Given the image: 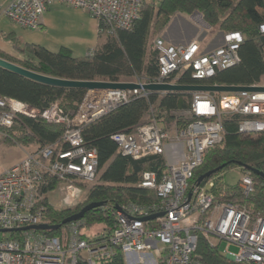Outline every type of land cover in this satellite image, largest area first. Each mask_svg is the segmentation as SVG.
Wrapping results in <instances>:
<instances>
[{"label": "built area", "instance_id": "2783aa9c", "mask_svg": "<svg viewBox=\"0 0 264 264\" xmlns=\"http://www.w3.org/2000/svg\"><path fill=\"white\" fill-rule=\"evenodd\" d=\"M63 4L80 9L95 18L99 31L115 34L131 31L140 18L142 0H14L0 15L24 30L37 31L48 9ZM264 34V24L260 26ZM221 45L209 50L197 37L190 43H168L163 36L154 39L158 51L159 76L135 90H89L78 109L66 113L58 103L40 111L12 98H0V141L11 137L10 131L20 117L64 127L63 140L68 151L54 146H38L11 168L0 174V230L12 231L10 238L0 239V264H101L117 253L126 264H200L196 258L199 238L213 247L225 244L223 255L235 263L264 264V217L242 204L220 200L212 192L215 181L205 186L193 184L195 171L208 153L222 145L224 121L239 117V132L257 136L264 133V92L193 93L185 124L177 121L169 127L153 117L132 132L112 136L118 152L134 160L153 156L165 158V170L144 172L140 187L154 191L158 202L150 205L129 203L120 210L112 208L115 227L104 240L90 238L82 220L62 227L61 236L50 237L46 231L24 230L48 224L47 206L40 189L48 179L61 182L63 207L78 205L85 193L82 185L92 186L99 175L96 149H88L82 129L137 98H145V84L170 83L174 75L190 73L203 81L241 62L240 32L222 33ZM88 55H93L90 51ZM175 84V83H172ZM201 85V84H199ZM264 86L258 84L249 87ZM180 159L166 160L167 152ZM182 151V152H181ZM241 195L251 197L255 182L249 172L239 183ZM110 209V208H109ZM160 215L152 220L145 218ZM236 247L238 251L232 252Z\"/></svg>", "mask_w": 264, "mask_h": 264}, {"label": "trees", "instance_id": "16d2710c", "mask_svg": "<svg viewBox=\"0 0 264 264\" xmlns=\"http://www.w3.org/2000/svg\"><path fill=\"white\" fill-rule=\"evenodd\" d=\"M140 18L131 31L120 30L115 34L98 31L97 45L93 55L74 57L69 48L61 47L51 52L45 47L25 43L14 34L9 38L19 58H12L0 50V58L10 61L32 72L52 78L71 81L135 82L149 83L159 76L158 51L153 41L161 36L172 19L178 14L193 16L199 14L212 30L223 34L240 32L244 42L240 45L241 62L227 70L219 71L214 77L203 81L191 78L190 73L174 75L170 83L179 85L209 86H254L264 78V0H142ZM100 28V25H99ZM156 36L152 39L153 36ZM128 80V81H126ZM86 90L63 89L43 85L8 70L0 68V98H12L24 102L40 111L58 103L66 113L75 112L81 104ZM193 93L149 92L145 98H137L121 106L103 118L83 127L82 136L88 149H96L99 159V179L92 186L81 185L85 193L82 201L72 208L57 209L50 201V195L61 187V182L48 179L39 193L47 206L49 226L60 225L65 219L79 213L92 203L104 206L88 212L82 221L88 229L102 227L94 239L104 240L115 227L111 216L112 208L129 203L150 205L158 202L154 191L140 187L144 172H156L161 176L165 170V158L153 156L134 160L118 152L112 136L120 132H132L140 124L147 123L152 116L167 120L175 119L173 113L190 108ZM179 124L187 121L176 120ZM225 136L222 145L212 149L202 166L194 175L195 184L201 176L226 165V167L204 180L201 186L215 181L214 195L220 200L248 207L255 215L264 217V133L257 136L239 132V117H227L224 121ZM17 134H14V131ZM12 137L4 138L2 144L31 146L51 145L57 151H68L70 145L64 142V127L43 121L20 117L18 124L10 131ZM240 168L243 174L249 172L255 182V192L245 198L239 184L229 187L224 183L227 170ZM110 208V209H109ZM64 228V227H63ZM62 229L49 230L50 237L61 236ZM200 264H252L235 263L227 259L219 247H213L206 238H199L195 253ZM77 264H87L80 258ZM101 264H126L121 253Z\"/></svg>", "mask_w": 264, "mask_h": 264}, {"label": "rangeland", "instance_id": "374dc122", "mask_svg": "<svg viewBox=\"0 0 264 264\" xmlns=\"http://www.w3.org/2000/svg\"><path fill=\"white\" fill-rule=\"evenodd\" d=\"M76 18L77 21H71L68 19L62 21V24L57 25L54 33L53 31L45 32L43 30H24L16 26L15 24H13V29L18 36H21V38H23L29 44H35L45 47L51 52H57L58 49L63 46L72 50L74 57H86L87 51L92 48L95 40H97L95 39V21H98L92 16H89V14L82 17V19L78 18L77 16ZM189 21L198 29L197 37L203 40L205 46L209 47V50H213L221 45V41H219V39L222 37V33L218 30H212L211 28H209L203 22L201 15L196 13L193 16L189 17ZM66 22L69 24H67ZM155 37L156 36L154 35L152 39ZM82 39H84L83 43H81ZM0 44H3L2 46H4L6 50L12 52V43L10 41L0 39ZM96 45L94 47H96ZM14 56L17 55L14 54ZM261 84L264 85V78L262 79ZM173 115L175 116V119H173L172 121L167 120L165 116L162 117L169 127H173L176 120L184 119V121H187L190 118L187 112H175L173 113ZM151 118H153V116ZM15 133L17 134L16 130L14 131V134ZM38 146V143H34L31 146L25 147L18 144H2L0 142V174L5 170L11 168L13 165L17 164L20 159L22 161L29 152L35 150ZM242 176L243 172L240 168L227 170L223 174L224 183L229 187L237 186L240 183ZM98 179L96 183L98 182ZM63 196L64 194L61 189H58L49 197L51 203L57 209L63 207ZM102 229V227L98 226L94 227L91 230L86 228L85 231L89 235V237L92 238L96 232H101ZM10 237V233H0V239ZM224 247L225 244L221 245L220 249H223ZM231 251L236 252L238 251V249L236 247H232Z\"/></svg>", "mask_w": 264, "mask_h": 264}, {"label": "water", "instance_id": "95a60500", "mask_svg": "<svg viewBox=\"0 0 264 264\" xmlns=\"http://www.w3.org/2000/svg\"><path fill=\"white\" fill-rule=\"evenodd\" d=\"M0 68L8 70L12 73H15L19 76H22L31 81L51 86L58 87L63 89H83L86 91L89 90H135L140 89L141 85L132 83V82H103V81H71V80H63L58 78H52L45 75H41L30 70H27L19 65H16L10 61L4 60L0 58ZM142 88L148 92H158V93H174V92H183V93H196V92H209V93H235L241 91H250V92H264V86L257 87H244V86H209V85H179L172 83H164V84H145ZM226 165H223L217 168L214 171H211L197 180V184L201 185L204 180L212 177L213 174L218 171L223 170ZM104 206V203H92L86 207H84L79 213L65 219L60 225L57 226H49L48 224H43L35 227L25 228L24 230H39V231H49V230H60L62 227L80 221L84 219L85 215L95 209L101 208ZM120 210V207H117ZM160 215H154L145 220L155 219ZM12 231L0 230V233H10Z\"/></svg>", "mask_w": 264, "mask_h": 264}, {"label": "crops", "instance_id": "0c3cea01", "mask_svg": "<svg viewBox=\"0 0 264 264\" xmlns=\"http://www.w3.org/2000/svg\"><path fill=\"white\" fill-rule=\"evenodd\" d=\"M12 1L14 0H0V11ZM87 14L88 13L80 9H76L63 4H54L48 9L47 13L44 15L42 20V26L39 30H43L45 32L53 31L54 33V30H56L57 25L62 24L61 23L62 21H65L66 19L71 21L73 20L77 21L76 16L82 19V17L87 16ZM13 26H14L13 23L9 19L0 15V39H4L12 43V52L6 50L4 46H2L3 44H0V50L4 51L12 58L18 59L19 54L16 52L14 48V43L9 37L14 34L17 38H20L25 43L27 42L23 38H21V36H18L16 34L15 30L13 29ZM98 26H99L98 22L95 21V36H96L95 39L97 40H98V31H99ZM162 36L168 43L185 44V43H190L197 38L198 29L194 25H192V23H190L189 16L178 14L172 19V21L170 22V24L168 25ZM97 40H95V43L93 44L92 48H90L87 51L86 56L90 51H93V49L95 48L94 46L97 43ZM222 40L223 38L221 37L219 41L222 42ZM83 42L84 39H82L81 43ZM60 48L58 49V51L60 50ZM14 54H16L17 56H14ZM179 159H180V155L179 157H176L173 155V152L171 150L167 152L166 160H168L170 163H175ZM20 161L21 159L19 160V162Z\"/></svg>", "mask_w": 264, "mask_h": 264}]
</instances>
